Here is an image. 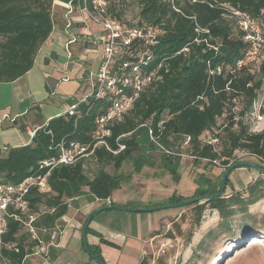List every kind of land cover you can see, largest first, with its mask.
Returning <instances> with one entry per match:
<instances>
[{
    "label": "trees",
    "instance_id": "trees-1",
    "mask_svg": "<svg viewBox=\"0 0 264 264\" xmlns=\"http://www.w3.org/2000/svg\"><path fill=\"white\" fill-rule=\"evenodd\" d=\"M95 1L82 0L89 11H93ZM104 1L108 4L109 18L129 28L148 25L159 29L155 43L135 40L130 48L123 50L114 66L117 73H121L124 63L136 65L143 60V71H158L160 79L140 94L121 122L110 123L111 133L105 137L108 148L94 146L97 121L107 112L109 100L96 99L93 95L81 102L74 101L72 105L76 109L72 115L67 112L51 118L35 131L30 144L0 148V183L14 184L30 176L45 175L49 169L41 168V164L58 156L61 142H76L89 148L88 158L51 170L48 192L33 189L28 196L30 213L35 216L32 224L46 242L57 222L67 215L69 202L85 190L95 200H109L115 188L128 179L119 174L126 162H131L134 171L140 172L155 158L153 152H157L166 169L177 176L180 156L168 157L150 136L149 153L140 149L138 139L146 128L148 135L152 131L157 143L170 141L173 150L181 156L188 155L196 162L207 161L213 166L217 162L225 167L224 172L239 162L236 155L240 152L264 162V130H253V120L264 116V45L254 62L241 64L251 44L230 10L258 19L264 37V0ZM54 2L0 0V83L14 82L31 71L38 52L54 29ZM134 9L138 22L124 21ZM185 48L188 51L182 52ZM187 139L190 140L186 143ZM90 161L96 169L89 166ZM219 188L210 193L201 191L197 197L215 194ZM263 199L262 177L246 192L184 206L193 207L197 227L202 226L207 209L218 213L217 229L209 230L205 240L229 236L239 243L253 233L258 234L256 239L264 238V231L257 227L264 226V214L252 211ZM188 200L174 197L171 203ZM110 207L107 210L120 208ZM237 221L240 231L249 232L247 237L239 238L236 234L233 224ZM249 224L253 228L249 229ZM204 238L199 246L204 245ZM37 245L38 241L31 238L23 222L9 220L3 255L10 264H22ZM92 253L103 264L99 252Z\"/></svg>",
    "mask_w": 264,
    "mask_h": 264
},
{
    "label": "crops",
    "instance_id": "crops-1",
    "mask_svg": "<svg viewBox=\"0 0 264 264\" xmlns=\"http://www.w3.org/2000/svg\"><path fill=\"white\" fill-rule=\"evenodd\" d=\"M71 5L74 11L67 18ZM53 21V32L38 52L31 71L14 82L0 83V148L30 144V131H36L55 116L64 115L74 101L81 102L92 95L93 81L103 58L102 26L91 18L82 0H55ZM54 96L57 100H53ZM66 104L68 107L64 108ZM140 149L149 153L148 145L144 148L140 145ZM153 155L159 156L157 152ZM181 159L186 156L182 155ZM125 164L129 168L127 174L122 173ZM125 164L119 174L128 178L126 184L144 186L142 183L157 177L158 159L153 158L140 172L134 171L131 162ZM223 172L219 168L217 175L221 177ZM239 172L240 181L239 176L230 175L227 197L246 192L264 178L254 171ZM134 198L112 194L109 200L111 205L131 210L129 203L135 200L141 204L136 210L151 207L150 196ZM109 207L106 200H95L85 190L69 202L67 215L57 222L60 233L47 246V254L32 253L22 264H101L93 251L99 252L103 264H143L151 241L156 239L153 235L157 214L118 209L97 213ZM252 211L264 214V199Z\"/></svg>",
    "mask_w": 264,
    "mask_h": 264
},
{
    "label": "built area",
    "instance_id": "built-area-1",
    "mask_svg": "<svg viewBox=\"0 0 264 264\" xmlns=\"http://www.w3.org/2000/svg\"><path fill=\"white\" fill-rule=\"evenodd\" d=\"M107 5V2L104 0H96L93 11H89L87 7L85 8L91 18L102 26L105 33L102 63L93 81L92 95L96 99L108 98L109 100L107 112L97 121V143L94 146L105 145L108 148L105 137L111 133L108 128L110 123L121 122L126 111L139 98L140 94L156 80H159L160 75L158 71L145 73L141 67L143 60L136 65L128 62L124 63L121 73H117L114 66L123 50L130 48L135 40L145 41L149 44L155 43L159 29L148 25L129 28L127 25L107 16ZM230 10L240 30L245 33V39L251 44L250 51L241 64L252 63L259 56L260 43L264 42L262 24L258 19L252 18L246 13L232 8ZM73 11L74 8L71 5L67 18ZM187 51L188 48H185L182 52ZM220 72L218 70V73ZM75 109L76 105H72L68 110L69 114L72 115ZM29 133L33 137L35 131H30ZM149 136L150 140L158 146L159 150L168 157H181L176 151H168L163 145L157 143L153 138L151 130H149ZM189 140L187 139L186 143ZM88 149V147L80 143L71 142L66 144L65 142H61L58 145V156L46 160L41 164V168L49 169L45 175L30 176L18 184L0 183V264H10L9 260L3 255V247L8 222L11 219L23 222L24 228L31 234V238L38 241V245L33 249V254H47V246L56 241L60 231L58 228L51 231L48 242L42 239L39 231L32 224L35 221V216L30 213L28 196L33 189H37L41 193L48 192L50 190L48 177L51 170L59 165H74L79 160L88 158L91 154L88 152ZM122 149L123 147L120 150ZM215 165L219 166L220 164L215 162ZM106 203L108 206H111L110 200H106ZM173 248L174 245L170 241L163 243L158 253L152 254L147 264H157L161 255Z\"/></svg>",
    "mask_w": 264,
    "mask_h": 264
},
{
    "label": "rangeland",
    "instance_id": "rangeland-1",
    "mask_svg": "<svg viewBox=\"0 0 264 264\" xmlns=\"http://www.w3.org/2000/svg\"><path fill=\"white\" fill-rule=\"evenodd\" d=\"M57 13L59 14V10H57ZM124 21L130 24H136L138 22L137 9L131 10L124 18ZM260 44L259 55L264 42ZM53 100H57V97L54 96ZM45 107L50 108L48 105H45ZM66 107H68L67 104L64 108ZM253 122V130L255 132L264 130V116L257 117ZM138 141L143 148L149 145L147 128L144 129ZM162 145L166 150L173 151L170 141H166ZM236 158L239 162L257 164L261 167L264 165V162L246 153L240 152L236 155ZM154 159H158L156 179L144 182L142 183L144 186L138 187L134 186L135 183L132 185L123 182L125 184L123 188H115L113 191L115 197H128L133 199L134 197L150 196L152 203L149 208H159L155 211L157 221L156 233L153 236L156 239L151 241L147 261L152 257V254L158 253L163 243L170 241L174 245V248L162 254L157 264H264V238L256 239L259 238L255 237L258 236L257 233H253L247 240L239 243H235L229 236L214 238V240H205V234L209 230L217 229L220 219L216 211L207 209L202 218V226L197 227V215L193 207L164 208L167 205L180 204L171 203V199L174 197H177V199L183 198V200H191L197 197L201 191L214 192L216 188L222 185V177L217 175L219 168L222 167L210 165L207 161H200L198 164L196 160L186 155V159H181L177 168V176H175L166 169L164 160L160 155ZM88 164L92 169H96L92 161L88 162ZM122 170V173L127 174L129 171L127 164H125ZM239 170H249L258 173L248 167L236 168L232 170L231 176H239V181L240 179L242 180ZM236 183L240 185L238 181ZM242 187L243 185H241ZM129 204L133 210H136L141 205L136 200ZM238 224V221L233 224L238 237H247L249 232L246 229L240 231ZM257 227L264 231V226ZM248 228H253L252 224H249ZM257 232L262 233L260 230H257ZM203 238L205 243L203 246H199ZM189 241L191 242L189 243Z\"/></svg>",
    "mask_w": 264,
    "mask_h": 264
},
{
    "label": "water",
    "instance_id": "water-1",
    "mask_svg": "<svg viewBox=\"0 0 264 264\" xmlns=\"http://www.w3.org/2000/svg\"><path fill=\"white\" fill-rule=\"evenodd\" d=\"M219 166L222 167L225 170L224 166H222V165H219ZM241 167L251 168V169L257 171L258 173H260L262 176H264V168L259 166V165H257V164H252V163H248V162L233 163L224 172L223 176H221L222 177V185L219 188L220 189L219 192H217L215 194H207V195H203V196H198V197H195V198H193V199H191V200H189V201H187V202H185L183 204L180 203V204L167 205L164 208L183 207L184 205H189V204H193V203H201L202 204V203H204L206 201H210V200L217 199V198H222L223 196L227 197L226 190H227V187L229 186V185L228 186L226 185L227 179H228L230 173L232 172V170H234L236 168H241ZM111 208L112 207L100 209L99 211H97V213H100L102 211H105V210L111 209ZM119 210L134 211V212H137V211L154 212V211L158 210V208H142V209H139V210H131V209H126V208H119Z\"/></svg>",
    "mask_w": 264,
    "mask_h": 264
}]
</instances>
